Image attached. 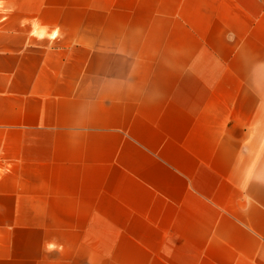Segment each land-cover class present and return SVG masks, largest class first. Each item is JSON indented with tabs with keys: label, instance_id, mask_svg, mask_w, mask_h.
Returning <instances> with one entry per match:
<instances>
[{
	"label": "crops",
	"instance_id": "0c3cea01",
	"mask_svg": "<svg viewBox=\"0 0 264 264\" xmlns=\"http://www.w3.org/2000/svg\"><path fill=\"white\" fill-rule=\"evenodd\" d=\"M0 264H264V0H0Z\"/></svg>",
	"mask_w": 264,
	"mask_h": 264
}]
</instances>
